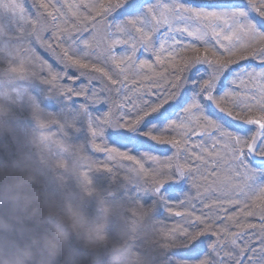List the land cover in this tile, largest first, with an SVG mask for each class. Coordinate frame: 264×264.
Returning <instances> with one entry per match:
<instances>
[{
    "label": "snow or ice",
    "instance_id": "obj_1",
    "mask_svg": "<svg viewBox=\"0 0 264 264\" xmlns=\"http://www.w3.org/2000/svg\"><path fill=\"white\" fill-rule=\"evenodd\" d=\"M31 8L0 0V82L16 85L3 95L30 107L40 129L56 128L39 142L89 161L88 194V172L106 174L134 189L137 215L157 226L161 207L183 218L158 227L166 264H264V0Z\"/></svg>",
    "mask_w": 264,
    "mask_h": 264
},
{
    "label": "trees",
    "instance_id": "obj_2",
    "mask_svg": "<svg viewBox=\"0 0 264 264\" xmlns=\"http://www.w3.org/2000/svg\"><path fill=\"white\" fill-rule=\"evenodd\" d=\"M24 2L26 7L33 11L31 0ZM0 22L4 21L0 19ZM39 54L50 59L43 49H39ZM188 55L192 54L188 53ZM15 87L14 83L0 82V95L3 96L5 92L14 95ZM13 104L21 111L14 125L17 129L26 130L24 118H19L29 116L35 119V117L32 113L28 115L23 112L24 108H18L20 104L14 102ZM12 121L9 116H4L0 120V131L1 129L6 131L0 132V144H2L0 163H6V167L3 165L0 169L3 172V175H0V185L10 190V196L14 194V197L18 196V198L15 206L11 201L0 199V264H166L167 257L164 250L166 241L160 236L158 227L171 228L176 224H185L183 218L168 213L163 207L158 209V219L162 222L158 226L153 223L151 215L143 217L137 215L135 212L137 206L134 200L129 198L134 189L125 192L118 184L108 182L106 174L88 172L96 189L88 194L81 176L87 171L89 161L72 149L66 150L69 154H63L65 148L54 146L52 156L42 149L39 153L40 163L35 164L40 168L30 173L22 172L18 167L20 163L22 164V158L16 154L17 144L9 137L14 129L11 127ZM28 127L35 128L33 131L35 133H32L34 140H38L40 135L47 134V131H56L55 127L47 131L35 125ZM2 135L4 136L1 137ZM23 135L26 137L25 131ZM6 139L8 141L3 142ZM89 152L91 153L90 149ZM91 154L96 160L104 159L103 154ZM166 155L171 156L172 153L167 152ZM58 159L64 160L63 167L55 164ZM112 164L117 169L121 165L130 166V162L126 161L120 164L112 162ZM14 167L18 170L13 169ZM117 174L122 179L124 172L118 171ZM103 190H106V193ZM75 192L76 198L73 196ZM48 197L50 201L47 202ZM62 199L67 202L72 201L69 205L71 213L75 214L78 211L75 220L60 219L64 214L63 208L59 207L56 200ZM180 199L184 198L181 196ZM108 203L117 205L115 206L117 210L112 215L104 214L107 209L110 210ZM196 203L199 210L200 204ZM94 206L99 208L102 214L92 212ZM186 206H181L179 201H173L171 204L173 212H182ZM85 209L92 210L85 213ZM88 213L92 215L96 213L101 219L92 223L96 224L94 228L86 230V227L79 224V219L86 218ZM257 217L247 218L246 223L258 224ZM111 223L114 224L113 227ZM81 238H88L87 242L91 246L89 244L84 246L79 241ZM69 246H73L80 255L74 256ZM64 247L66 251L63 250Z\"/></svg>",
    "mask_w": 264,
    "mask_h": 264
},
{
    "label": "rangeland",
    "instance_id": "obj_3",
    "mask_svg": "<svg viewBox=\"0 0 264 264\" xmlns=\"http://www.w3.org/2000/svg\"><path fill=\"white\" fill-rule=\"evenodd\" d=\"M17 107L18 108H21V109L24 108V110H22V111L28 113V115L30 113H32L30 107H28L26 104L25 105H21L20 104ZM20 114H21L20 109L15 108L13 102H11L6 96H4V95L1 96L0 95V120H2L4 116H9V117H11V120H13L12 121L13 126H11V127H13L14 129L12 130L13 132H11V135L9 137L12 140V142H15L17 144V147H16V154H17V156H20L22 158V164L19 162L20 164L18 165V167L21 168L22 172H24V171L26 172L27 171V172L30 173V171H32V170L35 171L39 167V165H36L35 166V164L36 163H40V160H39L40 150L43 149L48 154H51V156H52V153H53V150H54L55 147L52 146L50 149H46L44 147V145L41 144L38 140L32 139V133H35V132H33L35 128H30V127H28V125H35V126H37V122L36 121L35 122L30 121L29 119H31V120H35V119H33V118L29 117V116L28 117L25 116V117L19 118V119L24 118L23 119V123L26 124V126H25L26 127V130L25 129H21V130L20 129H17V126H15L14 124H16V122L18 120V115H20ZM12 116H13V118H12ZM6 126H8V125H6ZM24 131H25V136L26 137H24V135H23L24 134ZM0 132H6V131H4L3 129H1ZM3 136L4 135H2L1 137H3ZM27 138H28V140H27ZM7 141H8V139H6L3 142H7ZM0 145H2V144H0ZM62 153L63 154H65V153L66 154H69V152L66 151V149H64V151H62ZM5 164L6 163H0V169L2 168L3 165H4V167H6ZM13 169L18 170V168H15V167ZM0 175H3V172L1 170H0ZM103 191L106 193V190H103ZM9 192H10V190H8L5 186L0 185V199L1 200H5V201H7V200L8 201H11V202H13V206H15L16 205V199L18 198V196L14 197V194H13V196H10ZM191 194L192 195L195 194L194 193V190H193V192ZM76 195H77V193L75 192V194L73 196H75V198H76L77 197ZM46 201L47 202L50 201V197H48L46 199ZM56 201L59 203V205H60L59 207L63 208V213L64 214H62V215L65 218L63 216H61L60 219L61 220H69V221H71L73 219L75 220V217L77 216L76 214H77L78 211L75 214L71 213V211H70L71 206H69V205L72 204V201H68L67 202V201H65V199H62L61 201H59V200H56ZM108 206H109V209L110 210L107 209V211L104 212V214H106V215H108V214L112 215V213L117 210V207H115L117 205H115V204L110 205L108 203ZM92 209H90V210L85 209V213L86 212H91V210H92V212L94 211V212H96L98 214H102V212L100 213V209L99 208H95V206H94V208H92ZM96 213H94V215H92L90 213L86 214V216H85L86 218L79 219L80 220V223L79 224L81 226L86 227V230L88 228L89 229L94 228L96 226V224L93 225L92 223L95 222L96 220L101 219V216L100 215L96 216ZM87 219H89L90 221L87 222L86 221ZM257 221L259 222L258 217H257ZM109 225H110V223L108 224V226ZM113 226H114V224L111 223V227H113ZM80 229H82V227H80ZM79 241L82 242L84 244V246H86L87 244H89L87 242L88 241V238L87 239L81 238V240H79ZM90 242H91V240H90ZM74 246H75V244H74ZM69 248H70V252L74 256L76 254L77 255H80V254H78L75 251V248L73 246H69ZM63 250L66 251V248L64 247Z\"/></svg>",
    "mask_w": 264,
    "mask_h": 264
}]
</instances>
